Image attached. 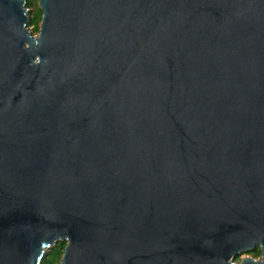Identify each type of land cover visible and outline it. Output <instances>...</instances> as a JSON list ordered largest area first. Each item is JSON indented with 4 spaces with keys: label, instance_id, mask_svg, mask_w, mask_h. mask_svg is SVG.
<instances>
[{
    "label": "water",
    "instance_id": "95a60500",
    "mask_svg": "<svg viewBox=\"0 0 264 264\" xmlns=\"http://www.w3.org/2000/svg\"><path fill=\"white\" fill-rule=\"evenodd\" d=\"M37 3L0 0V264H264V0Z\"/></svg>",
    "mask_w": 264,
    "mask_h": 264
},
{
    "label": "trees",
    "instance_id": "16d2710c",
    "mask_svg": "<svg viewBox=\"0 0 264 264\" xmlns=\"http://www.w3.org/2000/svg\"><path fill=\"white\" fill-rule=\"evenodd\" d=\"M26 8L29 11H32L29 29L31 30L32 34H37L41 21V11L39 9L37 0H26ZM65 245V242H58L48 253L47 257L41 259L40 264H59ZM247 254L252 258H259L260 249L256 247L253 251Z\"/></svg>",
    "mask_w": 264,
    "mask_h": 264
},
{
    "label": "rangeland",
    "instance_id": "374dc122",
    "mask_svg": "<svg viewBox=\"0 0 264 264\" xmlns=\"http://www.w3.org/2000/svg\"><path fill=\"white\" fill-rule=\"evenodd\" d=\"M32 11H28L29 15H32ZM245 257V255H241L239 258L236 259V262H238L241 258Z\"/></svg>",
    "mask_w": 264,
    "mask_h": 264
},
{
    "label": "flooded vegetation",
    "instance_id": "af4514ba",
    "mask_svg": "<svg viewBox=\"0 0 264 264\" xmlns=\"http://www.w3.org/2000/svg\"><path fill=\"white\" fill-rule=\"evenodd\" d=\"M243 255H245V256H249L248 254H243ZM260 257V256H259Z\"/></svg>",
    "mask_w": 264,
    "mask_h": 264
}]
</instances>
